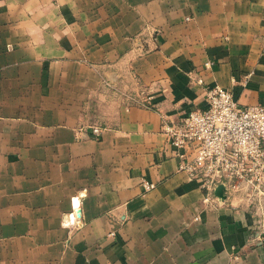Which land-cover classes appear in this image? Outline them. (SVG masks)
I'll use <instances>...</instances> for the list:
<instances>
[{"label":"crops","instance_id":"1","mask_svg":"<svg viewBox=\"0 0 264 264\" xmlns=\"http://www.w3.org/2000/svg\"><path fill=\"white\" fill-rule=\"evenodd\" d=\"M214 85L264 105V0H0V264H264L162 132Z\"/></svg>","mask_w":264,"mask_h":264},{"label":"built area","instance_id":"2","mask_svg":"<svg viewBox=\"0 0 264 264\" xmlns=\"http://www.w3.org/2000/svg\"><path fill=\"white\" fill-rule=\"evenodd\" d=\"M196 81L203 82L200 77ZM113 89L127 108L151 106V96L145 90ZM205 100L204 108L190 110L177 122L162 126L168 143L179 151L178 170L200 182L204 201L214 198L218 185L223 186L225 196L241 193L257 217L258 232L264 239V105H240L220 85L207 88ZM90 130L92 136H101L100 126L92 125ZM141 184L144 190L154 187L145 180ZM77 210L69 214H74V219L79 217Z\"/></svg>","mask_w":264,"mask_h":264},{"label":"water","instance_id":"3","mask_svg":"<svg viewBox=\"0 0 264 264\" xmlns=\"http://www.w3.org/2000/svg\"><path fill=\"white\" fill-rule=\"evenodd\" d=\"M223 186L222 185H218L215 189H214V195L218 198H224L225 196L223 195ZM77 214H79V209L77 210Z\"/></svg>","mask_w":264,"mask_h":264}]
</instances>
